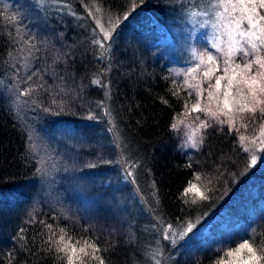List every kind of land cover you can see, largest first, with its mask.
<instances>
[{
    "label": "trees",
    "instance_id": "16d2710c",
    "mask_svg": "<svg viewBox=\"0 0 264 264\" xmlns=\"http://www.w3.org/2000/svg\"><path fill=\"white\" fill-rule=\"evenodd\" d=\"M196 1L100 0L102 18L120 22L110 55L98 61L95 24L85 7L92 0H0V264H63L46 249L48 233L40 221L94 240L105 264H142L157 234L155 223L200 225L255 174L238 133H229L226 125L203 130V144L188 154L179 150L170 127L190 97L185 91L172 94L173 81L180 82L154 50L144 16L158 25L180 24ZM11 16L18 20L11 22ZM21 36L33 37L39 49L26 61ZM31 72L36 76L28 83L43 87L19 98L24 119L7 86L16 99L15 86H28L24 80ZM95 76L100 85L92 84ZM31 131L45 152L29 139ZM126 161L136 164V184L125 175ZM39 167L51 171L48 180L37 174ZM190 181L202 191L206 187L208 198L182 195ZM47 182L55 191L49 195ZM250 228L225 252L204 249L193 260L172 257L166 264H218L242 238L254 239L259 250L264 211Z\"/></svg>",
    "mask_w": 264,
    "mask_h": 264
},
{
    "label": "snow or ice",
    "instance_id": "6c2138e0",
    "mask_svg": "<svg viewBox=\"0 0 264 264\" xmlns=\"http://www.w3.org/2000/svg\"><path fill=\"white\" fill-rule=\"evenodd\" d=\"M85 7L88 17L95 22L92 43L98 46L97 60L100 61L110 55L111 40L120 19L113 21L109 18L108 24L105 25L101 19L104 9L100 0H92L91 8L87 5ZM72 15L75 16L76 13ZM128 15L127 12L124 13L123 19H127ZM192 15L207 18L203 20L201 27L208 26L211 29L208 47L204 51L193 50L194 65L182 74L181 83L173 81L175 91L172 94L180 96L181 91H185L191 98L194 93L195 102L190 103V106L189 101L184 103V116L187 118L189 113H203L207 119L196 117L199 120L198 124L194 127L187 125L190 133L185 146L199 148L204 142L203 130L214 125L220 126V130L226 125L229 133L233 131L240 133V129L247 128L245 121L256 123L259 120L261 123L258 136L250 138L243 133L238 135L239 145L244 152L250 154L251 165H256L258 153L264 151V0H206L203 10L193 12ZM17 20V16L10 17L11 22ZM19 42V51L26 53L22 57L25 61L39 51L31 36H21ZM22 66L29 67L27 63ZM108 70L105 69V71ZM33 76H36L35 72H31L24 80L28 86L24 88H20L19 84L15 86L18 91L17 102L20 97L29 96L37 88L43 87V85L28 83L32 81ZM91 82L94 85L101 83L99 76H95ZM104 87L107 85L105 84ZM163 102L167 104V100ZM48 110L45 109V111ZM106 114L111 116L110 111ZM89 119H95V117L90 116ZM179 123L184 124V120ZM109 124V131L114 132L111 120ZM177 126V123L170 125L172 129H176ZM116 138L119 142L118 133ZM29 139L32 138L29 137ZM125 163L127 164L126 177L131 178V183L136 184L133 171L136 164L127 161ZM36 172L43 180H48L52 175L51 171L45 167L37 168ZM195 180L200 181L201 176L197 174ZM206 191V187L202 191L197 183L190 181L182 195L194 193L199 200H205L208 198L205 195ZM191 202L196 203L197 200L193 199ZM40 223L44 225L48 233L44 241L46 249L55 254L56 261H63V264H92L93 261L97 264H105V260L100 255V248L94 240L76 238L64 227L54 228L53 224L44 221ZM193 227L194 225L189 223L186 230L176 234L172 226L168 225L164 228L163 239H171L172 243H176L178 239H182L191 232ZM23 231L24 229H20L18 233L21 240L24 239L20 235ZM242 239V243L227 251L226 257L229 259H221L218 264H264V247L258 250L254 247L256 244L254 239ZM9 256L11 257V253ZM9 264H12L11 260Z\"/></svg>",
    "mask_w": 264,
    "mask_h": 264
},
{
    "label": "rangeland",
    "instance_id": "374dc122",
    "mask_svg": "<svg viewBox=\"0 0 264 264\" xmlns=\"http://www.w3.org/2000/svg\"><path fill=\"white\" fill-rule=\"evenodd\" d=\"M3 2L9 4V0H3ZM205 2L206 0H197L195 3L193 2V5L190 4L187 6L184 12L185 16L180 24H172V26L158 25L153 21L152 17L144 16L147 22L151 24L150 27L153 30L154 50L160 53L167 61L172 77L180 83L183 80L182 74L185 70L194 65L192 58L193 50L199 52L206 50L208 47L211 29L208 26L201 27L203 20L207 18L192 15L193 12L203 10ZM101 19L105 25L108 24V20L102 17ZM93 23L95 24L94 20ZM177 73H181V75H176ZM7 88L11 95L10 98H12V104L14 103L13 105H16L24 119L27 118L26 113L23 111V105L17 104L14 98V89L11 88V86H7ZM189 101V106L190 103L195 102L194 93ZM184 112L185 109L183 107L178 114L176 113L171 123H177L178 125L177 128L172 129V131L179 150L188 154L190 150L195 148L185 146L187 136L190 133V128L187 125L194 127L199 123L196 117L200 119H207V117H205L203 113H189L187 118H185ZM181 120H184V124L179 123ZM245 123H247V128L240 129V133L250 138L259 135L261 121L258 120L256 123L245 121ZM34 124L35 123L31 124V126H33V133L37 130ZM213 127L219 128L220 126L214 125ZM240 133H238V135ZM30 134V137L35 142L37 150L41 151V153L45 152L44 149L42 150L43 146L40 142H37L38 134L35 133L32 135V131ZM247 156L251 164L250 154L247 153ZM256 172L254 175L247 178L244 182V186L234 193L227 204L218 209V211H213V213L208 214L200 225L194 226L191 232H188L182 239H178L176 243H172L171 239H163L165 235L164 228H166L168 224L161 226L162 224L155 223L154 229L157 234L155 236L152 235V240L149 242L151 248L148 251L147 260L142 264H157V261H159V264H166L172 257L180 260L183 258H190V260H193L197 258L199 256L198 254L204 249L225 252V249H227L230 244H237V238H240L241 235L249 231L251 229L250 227L256 221V215L264 211V151L258 153ZM46 186L52 190H47L50 191L48 195L55 192L53 190L54 187L50 188L52 187L51 183L47 182ZM170 225L172 226L173 232L176 234L181 230H186L187 227V225Z\"/></svg>",
    "mask_w": 264,
    "mask_h": 264
}]
</instances>
